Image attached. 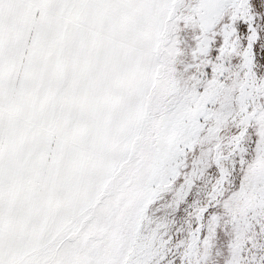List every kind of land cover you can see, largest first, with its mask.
<instances>
[{
  "label": "snow or ice",
  "instance_id": "obj_1",
  "mask_svg": "<svg viewBox=\"0 0 264 264\" xmlns=\"http://www.w3.org/2000/svg\"><path fill=\"white\" fill-rule=\"evenodd\" d=\"M0 264H264V0H0Z\"/></svg>",
  "mask_w": 264,
  "mask_h": 264
}]
</instances>
